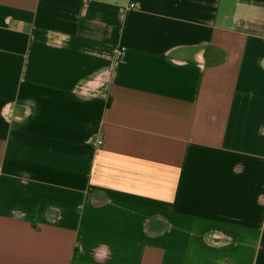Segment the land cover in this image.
<instances>
[{
  "label": "crops",
  "instance_id": "0c3cea01",
  "mask_svg": "<svg viewBox=\"0 0 264 264\" xmlns=\"http://www.w3.org/2000/svg\"><path fill=\"white\" fill-rule=\"evenodd\" d=\"M0 264H264V0H0Z\"/></svg>",
  "mask_w": 264,
  "mask_h": 264
},
{
  "label": "built area",
  "instance_id": "2783aa9c",
  "mask_svg": "<svg viewBox=\"0 0 264 264\" xmlns=\"http://www.w3.org/2000/svg\"><path fill=\"white\" fill-rule=\"evenodd\" d=\"M101 143H102V141H98V142H97V143H95V144H97V145H98V144H101Z\"/></svg>",
  "mask_w": 264,
  "mask_h": 264
}]
</instances>
